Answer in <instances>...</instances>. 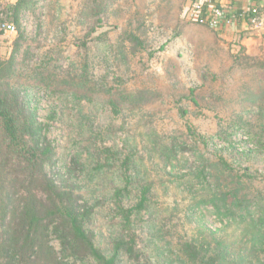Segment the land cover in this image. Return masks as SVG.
<instances>
[{
	"label": "trees",
	"instance_id": "obj_1",
	"mask_svg": "<svg viewBox=\"0 0 264 264\" xmlns=\"http://www.w3.org/2000/svg\"><path fill=\"white\" fill-rule=\"evenodd\" d=\"M43 1L15 0L0 11V25L14 23L18 30L9 57L2 56L0 47V264H264V190L245 192L244 177L250 175V167L241 173L235 166L241 160L264 159V83L247 87L238 98L242 107L253 108L254 120L238 114L216 133L226 145L215 157L192 145V165L188 167L186 158L183 165L187 171L179 175L171 172L200 196L189 211L211 204L216 215L246 226L239 244L223 241L206 228L202 235L180 237L175 243L163 234L167 216L154 202L153 186L140 179L138 148L127 141L124 148L102 143L117 133L114 122L105 124L100 113L109 110L119 117L124 110L131 113L151 100L146 90L128 93L111 85L107 76H96L95 60L102 55L100 44L108 41L109 30L103 28L114 0L84 1L80 20L88 30L79 45L83 58L77 68L67 70L61 69L58 61L54 64L57 59L51 52L45 59L34 60L39 58L41 45L34 43L42 24L38 23L34 35L27 31L26 21L42 8ZM236 20L250 22L246 16ZM238 34L241 39L247 33ZM129 38L133 51L144 45L136 34ZM124 46L122 41L118 50ZM244 50L240 45L243 57L253 60ZM258 67L264 69V62ZM38 89L57 101L44 120L39 115ZM191 90L190 98L199 106ZM181 113L186 117L188 110L181 109ZM54 122L71 128L66 149L49 135ZM188 128L193 131L191 125ZM240 132L247 140L234 138ZM152 140L166 163L184 157L190 148L177 138L167 144L161 143L158 135ZM63 149L70 154L65 156ZM117 176L121 183L116 184ZM108 201L115 211L112 222L118 219L107 247H103L93 219L97 208ZM253 230L256 233L249 237ZM142 232L149 233L155 246L152 253L145 244L140 245Z\"/></svg>",
	"mask_w": 264,
	"mask_h": 264
},
{
	"label": "rangeland",
	"instance_id": "obj_2",
	"mask_svg": "<svg viewBox=\"0 0 264 264\" xmlns=\"http://www.w3.org/2000/svg\"><path fill=\"white\" fill-rule=\"evenodd\" d=\"M14 1L0 0V11ZM84 1L44 0L42 8L35 10L37 14L34 11L28 17L26 26L29 33L35 35L38 23L41 21L42 24L41 34L35 36L38 41L34 43L35 46L41 45L39 58L34 60L45 59L46 53L51 52L57 59L54 64L58 61L63 70L77 68L81 64L83 50L79 45L88 30L80 20ZM191 3L192 0H114L109 7L105 18L107 26L103 28L109 30L108 41L100 44L99 54L102 55L95 60L96 76H107L111 85L128 93L146 90L151 100L131 113L124 110L119 117L109 110L100 113L99 119L105 124L114 122L117 133L107 136L102 143H115L124 148V141H127L138 148L140 158L137 163L143 173L140 179L142 183L149 182L153 186L154 202L165 209L163 216H167V231L163 234L166 238L178 243L180 237L202 235L203 228H206L216 232L223 241L239 244L246 226L230 217L216 215L211 204L194 206L189 211L195 197L198 200L200 196L188 190L171 172L179 175L180 171H187L188 168L184 169L187 166L183 165L186 158L188 167L192 165L195 159L192 145L215 157L214 154L226 145L215 137L216 133L238 114L244 113L245 117L254 120L253 108L242 107L238 98L247 87L257 88L259 81L264 83V69L257 68L259 62H264V38L263 42H259L253 35L245 46L242 38L238 39L234 31L224 26L216 31L208 25L192 22L187 15ZM1 27V53L9 57L18 30L9 32ZM130 34L139 36L144 45H138L133 51L135 46L129 38ZM122 41L125 46L118 50ZM240 45L245 47L244 53L254 57L253 60L243 57ZM237 57H240L239 62ZM191 89H194L199 106L190 98ZM44 93L42 89L38 94L42 120L48 118L51 106L57 103L54 97ZM181 109L188 110L186 117ZM70 129L54 122L49 135L56 144L66 149ZM155 135L163 144L177 138L189 143L190 148L184 157L179 156L172 163H166V158L159 153V146L158 150L155 149L152 140ZM237 137L248 138L242 132L234 138ZM64 153L68 156L70 151L65 150ZM235 166L241 173L244 168L250 167V175L244 177L245 192L258 194L259 189L264 190V159L241 160ZM121 182L117 176L116 184ZM111 203L108 201L99 206L93 219V227L103 247H107L111 229L118 219L112 222L115 211ZM254 233L255 230L251 231L249 237ZM141 234L144 241H140V245L145 244L152 253L155 246L148 238L149 233ZM156 242L160 244L165 240Z\"/></svg>",
	"mask_w": 264,
	"mask_h": 264
},
{
	"label": "built area",
	"instance_id": "obj_3",
	"mask_svg": "<svg viewBox=\"0 0 264 264\" xmlns=\"http://www.w3.org/2000/svg\"><path fill=\"white\" fill-rule=\"evenodd\" d=\"M234 9L224 5L217 4L214 0H194L192 1L189 10L188 18L192 21H197L201 24H206L210 27H223L226 24L237 23V16L249 17L250 22L246 21L251 30L264 28V15L259 13L256 6L233 13ZM229 15L235 17L233 20L229 19ZM245 19V18H244ZM4 31L15 32L16 26L14 23L3 22L1 25Z\"/></svg>",
	"mask_w": 264,
	"mask_h": 264
},
{
	"label": "crops",
	"instance_id": "obj_4",
	"mask_svg": "<svg viewBox=\"0 0 264 264\" xmlns=\"http://www.w3.org/2000/svg\"><path fill=\"white\" fill-rule=\"evenodd\" d=\"M216 3H219L220 5H224L227 7L233 8L235 11H247L248 9L256 6L259 7V9H262L264 11V0H214ZM264 15V14H263ZM225 29L234 31V35L238 37V33H241L242 31L247 33L245 37L242 38L241 42L246 46L248 42L255 36L259 42H263L264 38V28L263 29H255L249 27V24H247L246 20L242 21V23H234V24H226ZM254 35V36H253Z\"/></svg>",
	"mask_w": 264,
	"mask_h": 264
}]
</instances>
